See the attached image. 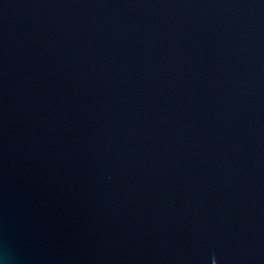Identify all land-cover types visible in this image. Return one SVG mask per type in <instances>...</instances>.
<instances>
[{"label":"water","instance_id":"water-1","mask_svg":"<svg viewBox=\"0 0 264 264\" xmlns=\"http://www.w3.org/2000/svg\"><path fill=\"white\" fill-rule=\"evenodd\" d=\"M0 264H264V0H0Z\"/></svg>","mask_w":264,"mask_h":264}]
</instances>
